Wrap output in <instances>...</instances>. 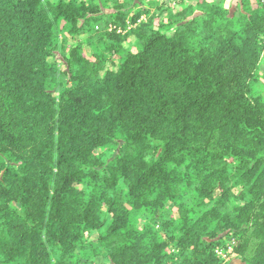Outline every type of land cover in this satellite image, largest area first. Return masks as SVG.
Returning <instances> with one entry per match:
<instances>
[{"label":"trees","instance_id":"1","mask_svg":"<svg viewBox=\"0 0 264 264\" xmlns=\"http://www.w3.org/2000/svg\"><path fill=\"white\" fill-rule=\"evenodd\" d=\"M150 2L0 0V264H264V0Z\"/></svg>","mask_w":264,"mask_h":264},{"label":"rangeland","instance_id":"2","mask_svg":"<svg viewBox=\"0 0 264 264\" xmlns=\"http://www.w3.org/2000/svg\"><path fill=\"white\" fill-rule=\"evenodd\" d=\"M144 5L146 7H149L150 5V0H141ZM156 1H160V0H156ZM216 1H221L223 2V5L226 7L230 8V11H235L236 8V1L237 0H216ZM144 19V18H142ZM132 28V27H130ZM130 28H128L127 30L123 31V35H124V40L121 42L123 47H130L132 48V50H135L134 47V37L132 35L127 34L128 31L130 30ZM262 72L264 73V67H262ZM219 253H223L224 257H225V261L228 264H238V255L233 251V249H229L227 252H222L221 250H219Z\"/></svg>","mask_w":264,"mask_h":264}]
</instances>
